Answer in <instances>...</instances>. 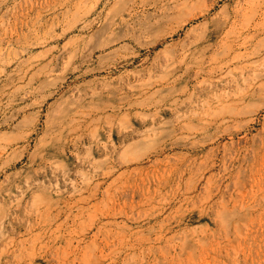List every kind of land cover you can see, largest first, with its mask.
<instances>
[{
	"label": "rangeland",
	"instance_id": "obj_1",
	"mask_svg": "<svg viewBox=\"0 0 264 264\" xmlns=\"http://www.w3.org/2000/svg\"><path fill=\"white\" fill-rule=\"evenodd\" d=\"M263 17L0 0V264H264Z\"/></svg>",
	"mask_w": 264,
	"mask_h": 264
},
{
	"label": "bare ground",
	"instance_id": "obj_2",
	"mask_svg": "<svg viewBox=\"0 0 264 264\" xmlns=\"http://www.w3.org/2000/svg\"><path fill=\"white\" fill-rule=\"evenodd\" d=\"M196 1H197V0H196ZM255 3H256V2H255ZM255 3H253V4L255 5ZM182 5H183V4H182ZM182 5H181L180 7H182ZM260 5H261V4H260ZM248 6H249V5H248ZM252 6H253V5H252ZM180 7H178L177 9H179ZM257 7H258V5H257ZM260 7H262V6H260ZM253 8H254V6H253ZM180 9H181V8H180ZM180 9H179V10H180ZM260 9H261V8H260ZM207 10H208V9H207ZM238 10H239V9H238ZM252 10H253V9H252ZM255 10H256V8L254 9V11H255ZM182 11H183V10H182ZM203 11H204V10H203ZM249 11H250V9H249ZM204 13H205V12H204ZM240 13H241V12H240ZM245 13H246V12H245ZM253 13H254V12H253ZM251 14H252V13H251ZM251 14H250V15H251ZM163 15H164V14H163ZM163 15H162V16H163ZM248 15H249V14H248ZM248 15H247V16H248ZM165 16H166V15H165ZM239 16H241V14H240ZM242 16H243V15H242ZM242 16H241V18H242ZM245 16H246V15H245ZM170 17H171V15H170ZM250 18H251V17H250ZM250 18H249V19H250ZM260 18H261V17H260ZM263 18H264V17H263ZM159 19H161V17H160ZM171 19H172V18H171ZM188 19H190V18H188ZM162 20H163V19H162ZM185 20H186V19H185ZM246 21H247V20H246ZM184 22H185V21H184ZM240 22H241V21H240ZM249 22H250V21H249ZM256 22H257V21H256ZM157 23H158V22H157ZM241 24H242V23H241ZM246 24H247V23H246ZM220 25H221V24H220ZM228 25H229V24H228ZM256 25H257V24H256ZM217 26H218V25H217ZM217 26H216V27H217ZM226 26H227V25H226ZM226 26H225V27H226ZM240 26H241V25H240ZM214 27H215V26H214ZM219 28H220V27H219ZM232 28H233V26H232ZM239 31H240V30H238V33H239ZM224 32H226V31L223 30V33H224ZM223 33H222V34H223ZM228 33H229V35H230V33H232V32H228ZM245 33H246V32H245ZM226 34H227V32H226ZM232 34H233V33H232ZM253 34H254V33H253ZM255 34H256V33H255ZM229 35H228V36H229ZM238 35H240V34H238ZM218 36H219V35H218ZM220 36H221V35H220ZM231 36H233V35H231ZM214 37H215V36H214ZM235 37H236V35H235ZM220 38H221V37H220ZM233 38H234V37H233ZM233 38H232L231 40H233ZM237 38H238V37H237ZM225 39L228 41L229 38H228V39L225 38ZM241 40H242V39H241ZM244 40H246V39H244ZM248 40H249V39H248ZM219 41H220V40H219ZM234 41H235V40H234ZM207 43H208V42H207ZM209 43H210V42H209ZM224 43H225V42H224ZM229 43H230V42H229ZM229 43H228V44H229ZM235 43H236V42H235ZM240 44H241V43H240ZM242 44H244V43H242ZM209 45H210V44H209ZM223 45H224V44H223ZM217 46H218V45H217ZM221 46H222V43H221ZM226 46H227V44H226ZM226 46H224V47H226ZM230 46H231V45H230ZM209 47H210V46H209ZM222 47H223V46H222ZM224 47H223V48H224ZM234 47H236V46H234ZM238 47H239V46H238ZM205 48H206V47H205ZM223 48H222V49H223ZM226 48H227V47H226ZM226 48H225V50H228V49H226ZM199 49H200V48H199ZM208 49H209V48H208ZM222 49H220V50H222ZM231 49H232V48H231ZM231 49H230V50H231ZM201 50H204V49L202 48ZM211 50H212V49H211ZM216 51H218V50H216ZM197 52H198V51H197ZM235 52H236V51H235ZM217 53H218V52H217ZM224 53H225V52H224ZM227 53H228V52H227ZM201 54H202V53H201ZM207 54H208V53H207ZM225 54H226V53H225ZM234 54H235V53H234ZM199 55H200V54H199ZM203 55H205V54H203ZM227 55H228V54H227ZM229 55H230V54H229ZM200 56H201V55H200ZM230 56H231V55H230ZM222 57H223V56H222ZM228 57H229V56H228ZM198 59H199V58H198ZM200 59H201V58H200ZM208 59H209V56H208ZM213 59H214V58H213ZM213 59H212V60H213ZM204 60H205V59H204ZM224 61H225V60H224ZM209 62H210V61H209ZM222 62H223V61H222ZM195 63H196V62H195ZM210 63H211V62H210ZM215 64H216V63H215ZM193 65H194V64H193ZM198 65H199V64H198ZM222 65H223V64H222ZM211 66H212V65H211ZM217 66H218V64H217ZM219 66H220V65H219ZM219 66H218V67H219ZM193 67H194V66H193ZM198 67H199V66H198ZM202 67H203V66H202ZM191 68H192V67H191ZM211 69H212V68H211ZM209 70H210V69H209ZM197 71H200V70H197ZM201 71H202V70H201ZM207 71H208V70H207ZM197 73H199V72H197ZM263 80H264V79H263ZM260 81H261V80H260ZM260 84H261V83H260ZM261 85L264 86L263 84H261ZM257 86H258V85H257ZM257 86H256V88H257ZM258 88H259V87H258ZM262 88H263V87H262ZM259 89H260V88H259ZM257 90H258V89H257ZM251 91H252V90H251ZM255 91H256V90H255ZM262 92H263V91H262ZM262 92H261V93H262ZM257 93H258V92H257ZM259 93H260V92H259ZM263 93H264V92H263ZM246 94H247V93H246ZM252 94H253V93H252ZM259 95H260V94H259ZM261 96H262V95H260V97H261ZM258 99H259V98H258ZM241 100H242V99H241ZM236 102H237V101H236ZM254 102H255V101H254ZM227 103H228V102H227ZM233 103H234V102H233ZM233 103H232V104H233ZM241 103H242V102H241ZM252 103H253V102H252ZM237 104H238V103H237ZM230 105H231V104H229V106H230ZM235 106H236V105H234V107H235ZM234 109H235V108H234ZM246 109H248V108H246ZM249 109H250V108H249ZM243 110H244V108H243ZM229 111H230V110H229ZM237 112H238V111H237ZM247 112H248V111H247ZM234 114H235V113H234ZM239 114H242V113H239ZM232 116H233V115H232ZM228 117H229V115H228ZM230 117H231V116H230ZM235 117H236V116H235ZM229 119H230V118H229ZM229 119H228V120H229ZM225 120H226V119H225ZM222 122H223V120H222ZM1 252H2V251H1Z\"/></svg>",
	"mask_w": 264,
	"mask_h": 264
}]
</instances>
